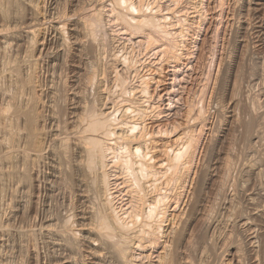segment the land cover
Returning <instances> with one entry per match:
<instances>
[{"label":"rangeland","instance_id":"obj_1","mask_svg":"<svg viewBox=\"0 0 264 264\" xmlns=\"http://www.w3.org/2000/svg\"><path fill=\"white\" fill-rule=\"evenodd\" d=\"M0 264H264V0H0Z\"/></svg>","mask_w":264,"mask_h":264},{"label":"bare ground","instance_id":"obj_2","mask_svg":"<svg viewBox=\"0 0 264 264\" xmlns=\"http://www.w3.org/2000/svg\"><path fill=\"white\" fill-rule=\"evenodd\" d=\"M129 18H130V17H129ZM131 18H132V17H131ZM58 32H59V31H58ZM61 37H62V36H61ZM152 41H153V40H152ZM64 42H65V41H64ZM148 44H149V43H148ZM159 51H160V50H159ZM172 54H173V53H172ZM173 55H174V54H173ZM176 56H177V55H176ZM128 109H129V108H128ZM132 109H133V108H132ZM128 111H129V110H128ZM101 118H102V117H101ZM83 123H84V122H83ZM92 123H93V122H92ZM92 123H91V124H92ZM98 123H99V122H98ZM81 124H82V123H81ZM91 124H90V125H91ZM141 124H142V123H141ZM93 125H94V124H93ZM99 125H100V124H98V126H99ZM94 126H95V125H94ZM98 126H97V121H96V126H95V127L99 128V127H101L102 125L99 126V127H98ZM116 126H117V125H116ZM144 126H145V125H144ZM85 127H86V126H85ZM87 127H88V126H87ZM89 127H90V126H89ZM89 127H88V128H89ZM93 128H94V127H93ZM93 128L91 127V129H93ZM103 128H104V126H103ZM106 128H107V127H106ZM143 128H144V127H143ZM143 128H142V130H143ZM81 129H82V128H81ZM91 129L88 130V132H89V131H93V130H91ZM84 131H85V130H84ZM94 131H95V129H94ZM101 131H104V132H102V133L104 134V137L102 136V138H104V139H101V138L99 139L98 137L96 138V135H97V134H90V137L88 138V139H89V142H92V141H93V143L97 144V147H99L98 145L101 144V147H100L99 149H96V150H89V149H88V146H87L86 149H87L88 151H91V152H92V155H94L95 158L98 157V156L96 157V155H95L96 152L100 153V154H99L100 162H98L99 160H98L97 162L100 164V166H101L100 168H101V170H102L103 167H105V168L107 167V166H105V165H106V164H105V159H106V157H107V155L105 156L106 150H107V149H108V150H109V149H112L111 146H110L111 144H110L109 142L113 143V142L115 141V139H113L114 141H109V140H111L113 137H112L111 139H109V138H110V137H109L110 133L108 132V130L106 129V131H105V130L102 129ZM109 131H110V130H109ZM130 131H131V130H130ZM98 132H100V131L98 130ZM134 132H136V131H134ZM142 132H143V131H142ZM142 132H141V133H142ZM89 133H90V132H89ZM89 133H87V130H86L85 135H86V134H89ZM95 133H96V132H95ZM111 133H112V132H111ZM130 133H131V132H130ZM141 133H140L139 135L136 136V138H138V140H139V137H140V138L145 137V135H143V134H141ZM103 134H101V135H103ZM132 134H133V133H132ZM99 135H100V134H99ZM101 135H100V136H101ZM120 135H122V134H120ZM120 135H118V136L120 137ZM126 135H127V134H126ZM129 135H130V134H129ZM91 136H94V137H91ZM110 136H111V135H110ZM134 136H135V135H134ZM130 137H131V136H130ZM79 138H80V137H79ZM85 138H86V137H85ZM133 138H135V137H133ZM119 139H120V138H119ZM125 139H126V138H125ZM144 139H145V138H144ZM85 140H87V139H85ZM90 140H91V141H90ZM116 140H117V138H116ZM138 140H136V141H138ZM82 141H83V140H82ZM120 141H121V140H120ZM143 141H144V140H142L141 142H143ZM79 142H80V141H79ZM116 142H119V141H116ZM138 142H139V141H138ZM144 142H145V141H144ZM83 143H84V142H83ZM83 143H81V144H83ZM85 143H86V142H85ZM62 144H63V143H62ZM79 144H80V143H79ZM109 144H110V145H109ZM118 144H119V143H118ZM121 144H122V142H121ZM75 145H76V142H75ZM108 145H109L110 147H109ZM142 145H143V144H142ZM85 146H86V145H85ZM91 146H92V145H91ZM91 146H90V147H91ZM107 146H108V147H107ZM120 146H121V145H120ZM136 146H137V145H136ZM92 147H93V146H92ZM92 147H91V148H92ZM94 147H95V146H94ZM115 148H116V147H115ZM115 148H114V149H115ZM124 148H125V147H124ZM124 148H123V149H124ZM137 148H138V150H139V149H142L143 147H142V148H139V146H138ZM137 148H135V149H137ZM79 149H80V148H79ZM81 149H82L83 152L86 150V149L84 148V146H82ZM81 149H80V150H81ZM114 149H112L113 152H114ZM133 149H134V148H133ZM143 149H144V148H143ZM145 149H147V147H146ZM167 149H168V148H167ZM80 150H78V151H80ZM112 150H109V152L112 151ZM120 150H121V149H120ZM149 150H150V149H149ZM149 150H148V152H149ZM88 151H87V152H88ZM145 151H146V150H145ZM183 151H184V150H183ZM107 152H108V151H107ZM109 152H108V153H109ZM119 152H120V151H119ZM119 152H118V153H119ZM123 152H124V151H123ZM127 152H128V151H127ZM138 152H139V151H138ZM164 152H165V151H164ZM85 153H86V151H85ZM121 153H122V152H121ZM129 153H130V152H129ZM169 153H170V150H169ZM176 153H177V152H176ZM179 153H180V152H179ZM83 154H84V153H83ZM116 154H117V153H116ZM126 154H127V153H125V155H126ZM141 154H142V151H141ZM164 154H166V155L168 156V152H166V153H164ZM111 155H112V153H111ZM118 155H119V154H118ZM120 155H121V154H120ZM123 155H124V154H123ZM136 155H137V154H136ZM166 155H164V156H166ZM178 155H179V154H178ZM178 155H177V156H178ZM138 156H140V155H138ZM147 156H148V155H147ZM147 156H146V158H147ZM162 156H163V155H162ZM85 157H86V156H85ZM89 157H90V156H89ZM94 157H92V159H93ZM117 157H118V156H117ZM122 157H123V156H122ZM125 157H126V156H125ZM144 157H145V156H144ZM144 157H143V158H144ZM168 157H169V156H168ZM138 158H139V157H138ZM138 158H137V159H138ZM141 158H142V156H141ZM166 158H167V157H166ZM166 158H165V159H166ZM108 159H109V158H108ZM114 159H116V158H114ZM118 159H119V158H118ZM122 159H123V158H122ZM126 159H127V161L129 160L128 158H126ZM133 159H134V158H133ZM151 159H152V158H151ZM162 159H163V158H162ZM169 159H171V158L169 157ZM175 159H176V158H175ZM89 160H90V159H89ZM95 160H97V159H95ZM120 160H121V159H120ZM123 160H124V159H123ZM123 160H122V162H121L122 164L125 162V161L123 162ZM166 160H167V159H166ZM113 161L115 162V160H113ZM127 161H126L123 165L129 166V164H128ZM146 161H148V160H146ZM167 161H169V160H167ZM171 161H172V159H171ZM173 161H174V160H173ZM179 161H180V160H179ZM95 162H96V161H95ZM97 162H96V164H97ZM118 162H120V161H117V163H114V164H116V165L119 167V163H118ZM135 162H136V161H135ZM138 162H140V159H139ZM159 162H161V161H159ZM159 162H158V163H159ZM174 162H175V161H174ZM106 163H107V162H106ZM110 163H111V162H110ZM110 163H107V164H110ZM129 163H130V162H129ZM176 163H177V162H176ZM76 164H77V163H76ZM79 164H80V163H79ZM82 164L84 165V163L81 162V165H79L80 168H82V167H81ZM96 164H95V165H96ZM112 164H113V163H112ZM112 164H111V165H112ZM122 164H121V165H122ZM165 164H166V163H165ZM174 164H175V163H174ZM95 165H94V166H95ZM116 165H115V167L117 168ZM137 165L140 166L139 163H138ZM152 165H153V164H152ZM152 165H151V166H152ZM166 165H167V164H166ZM177 165H178V164H177ZM92 166H93V165H92ZM126 166H124V167H126ZM132 166H133V165H132ZM132 166H130V167H128V168L131 169ZM138 166H137V167H138ZM154 166H155V167H158V169H159V166H162V168L164 167V166H163V162H161V163H159V164H157V165H154ZM76 167H77V166H76ZM87 167L90 169L91 166H90V167L87 166ZM87 167H86V168H87ZM98 167H99V166H98ZM113 167H114V166H113ZM141 167H143V169L146 167L145 170H149V169H147V164H145V163H144L143 165H141ZM152 167H153V166H152ZM83 168H85V166H84ZM83 168H82V169H83ZM91 168H92V167H91ZM95 168H97V166H95ZM95 168H94V169H95ZM105 168L101 171V172H102V174H101V179H102V182L104 183V185L106 186V185L109 183V182H108L109 179H108V174H107ZM119 168H122V166L119 167ZM128 168L126 167L127 170H128ZM148 168H149V166H148ZM165 168H166V167H165ZM168 168H169V167H168ZM170 168L172 169V167H170ZM170 168H169V169H170ZM138 169H139V168H138ZM153 169H154V168H153ZM77 170H80V169H77ZM85 170H86V169H85ZM98 170H99V169H98ZM104 170H105V171H104ZM122 170H123V169H122ZM124 170H125V169H124ZM127 170L125 171L126 174H129L130 172L133 173V172H132V169H131L130 172H129V170H128V173H127ZM150 170H151V171H150ZM150 170L148 171L150 175H152V174L155 173L154 170H152V169H150ZM160 170H162V169H160ZM176 170H177V169H176ZM82 171H83V170H82ZM86 171L89 172V170H86ZM91 171H93V170H91ZM95 171H96V169H95ZM152 171H153L154 173L151 174L150 172H152ZM155 171L159 172L158 170H155ZM166 171H167V170H166ZM172 171H173V170H172ZM120 172L122 173L123 171H120ZM89 173H90V172H89ZM134 173H135V172H134ZM138 173H139V172H138ZM166 173H167V172H166ZM123 174H124V173H122V175H123ZM146 174H148V173H146ZM146 174H145V175H146ZM149 174H148V175H149ZM155 174H156V173H155ZM160 174H161V173H160ZM99 175H100V174H99ZM118 175H119V174H118ZM124 175H125V174H124ZM129 175L132 177L130 180H132L133 177L135 176L134 174H132V175L129 174ZM140 175H141V174H140ZM148 175H147V176H148ZM166 175H167V174H166ZM86 176H87V175H86ZM125 176H128V175H125ZM130 176H129V177H130ZM147 176H145V177L147 178ZM153 176H155V175H153ZM153 176H150V177H152V181H151V183L153 182V180H155V179L157 178L156 176H158V178H160L159 175H156V176L154 177L155 179H153ZM164 176H165V175H164ZM99 177H100V176H99ZM121 177H122V176H121ZM137 177H138V176H137ZM150 177H148V178H150ZM161 177H162V176H161ZM167 177H168V176H167ZM109 178H110V177H109ZM117 178H118V177H117ZM124 178H125V177H124ZM124 178H123V179H124ZM134 178H135L136 182H138V180L136 179V177H134ZM139 178H140V176H139ZM141 178H144V176L141 177ZM158 178H157L156 180H158ZM165 178H166V177H165ZM168 178H169V177H168ZM128 180H129V178L126 179V181H127L126 183H127V185L129 184V186H130V182H129L130 180H129V181H128ZM133 180H134V179H133ZM159 180H160V179H159ZM140 181H141V180H140ZM174 181H175V180H174ZM91 182H92V181H91ZM122 182L124 183L123 180H122ZM128 182H129V183H128ZM157 182H158V181H157ZM157 182L154 181V182L152 183L153 186H150L151 184H150L149 186H148V185H147V186H148V187H153V188L155 187L154 189H157V187H158V190H159V186L156 185ZM167 182H168V181H167ZM126 183H125V184H126ZM140 183H141V182H139V183H137V184H140ZM147 183H148V182H147ZM160 183H161V182H160ZM160 183H159V184H160ZM125 184H124V186H125ZM148 184H149V183H148ZM159 184H158V185H159ZM165 184H167V183L165 182ZM170 184H171V183H170ZM120 185H121V184H120ZM127 185H126V186H127ZM160 185H161V184H160ZM122 186H123V185H122ZM141 186H142V185H141ZM131 187H132V186H131ZM109 188H110V187H109ZM109 188H108V189H109ZM137 188H138V186H137ZM103 189H104V188H103ZM106 189H107V188H106ZM128 189H129V188H128ZM130 189H133V188H130ZM130 189H129V190H130ZM139 189L142 190L143 187H142V188L139 187ZM154 189H153V190H154ZM103 191H104V190H103ZM105 191H106V190H105ZM108 191H109V190H108ZM130 191H132V190H130ZM130 191H129V192H130ZM134 191H135V190H133V192H134ZM139 191H140V190H138L137 192H139ZM154 191H156V190H154ZM133 192H131L130 195H132ZM137 192H136V194H137ZM141 192H142V191H141ZM141 192H140V193H141ZM156 192H157V191H156ZM156 192H155V193H156ZM146 193H147V192H146ZM157 193H158V192H157ZM97 194H98V193H97ZM105 194H106V193H105ZM108 194H109V193H108ZM141 194L143 195V193H141ZM147 194H148V193H147ZM142 195H141V196H142ZM144 195H145V194H144ZM157 195H158V194H157ZM105 196H106V195H105ZM109 196H110V195H109ZM132 196H134V195H132ZM132 196H130V198H131V202H132L133 199H134ZM146 196H147V195H146ZM106 197H107V196H106ZM110 197H111V196H110ZM135 197H136V196H135ZM137 197L139 198V200L137 201L138 198L135 199V200L137 201V203H136V204H137L136 207L134 206L135 203H134V205H132V206H134V208H133V207H131V208L129 207V208H130V209H129L130 211H131V209L133 208V210L131 211L132 213H130V212H129V213L126 212L127 215H126V213H125V216H124L125 219H124V220H123L124 217H122V218H121L120 216L117 217V220H118V221H117V223H118L117 226H120V228L122 227V224L125 226L126 223H128V221H129V218H128V221H126V220H127L126 217H129L130 215H131V217H132L131 221H133L134 218H136V217H138V216H141V219H139L140 217L138 218L139 221H138V219H137V220L134 219V220H136L137 222L134 221V222H136V224H135V226H134V225H133V226H134L135 228H136V227H139L138 229L143 233V232L145 231V229L147 228V226L150 225L149 223H151V222L149 221L148 218H150V216H151V214H149V213H153V212H154V210H153L154 207H151V208H150V205H151V203H150V205H148V210H149V211L147 210V212H148L147 215H145V214H146L145 211H142V210H141V211H142L141 213H140V212L138 213L137 210H138L139 206L141 207V205L144 204V203H143L144 201L141 203V200L143 199V196H142V198H141L139 195H137ZM132 198H133V199H132ZM160 198H161V197H160ZM113 199H114V198H113ZM110 200H111V199H110ZM143 200H144V199H143ZM153 200H154V199H153ZM161 200H162V198H161ZM157 201H158V200H157ZM93 202H94V201H93ZM145 202H146V201H145ZM108 203H109V202H107V204H108ZM124 203H125V202H124ZM132 203H133V202H132ZM161 203H162V202H161ZM127 204L130 205V204H131L130 201H129V203H127ZM138 204H140V205H138ZM109 205H111V204H109ZM128 205H127V206H128ZM156 205H157V204H156ZM156 205H155V207H156ZM127 206H126V207H127ZM158 207H159V205H158ZM109 208H112V207H109ZM109 208H108V209H109ZM124 208H125V207H124ZM141 208H142V207H141ZM160 208H161V207H160ZM105 209H106V208H105ZM139 209H140V208H139ZM146 209H147V208H146ZM115 210H116V209H115ZM123 210H124V209H123ZM161 210H162V209H161ZM126 211H128V209H127ZM117 212H118V211H117ZM143 212H144V213H143ZM110 213H111V212H110ZM139 214H140V215H139ZM128 215H129V216H128ZM144 215H145L146 218L144 217ZM148 215H149V216H148ZM95 216H96V215H95ZM101 216H102V215H101ZM101 216H100V217H101ZM116 216H117V215H116ZM116 216H115V217H116ZM134 216H135V217H134ZM152 216H153V215H152ZM152 216H151V217H152ZM158 216H159V215H158ZM102 217H103V216H102ZM131 217H130V218H131ZM143 217H144L146 220H143V219H144ZM147 217H148V218H147ZM97 218H98V217H97ZM111 218H112V217H111ZM100 219H102V218H100ZM103 219H104V218H103ZM152 219H153V218H152ZM104 220H105V219H104ZM108 220H109V219H108ZM141 220H143V221H141ZM150 220H151V218H150ZM105 221H106V220H105ZM111 221H113V220L111 219ZM114 221H116L115 218H114ZM124 221H126V223H124ZM134 222H132V223H134ZM160 222H161V221H160ZM111 224H112V222H111ZM128 224H130V223H128ZM114 225H116V224H114ZM158 225H159V224H158ZM104 226H105V225H104ZM126 226L128 227V225H126ZM150 226L152 227V225H150ZM109 227H110V226H109ZM129 227H130V226H129ZM105 228H106V227H105ZM105 228H104V229H105ZM107 228H108V227H107ZM116 228H117V227H116ZM122 229H123V228H122ZM125 229L128 230L129 228H125ZM133 229H134V228H133ZM133 229H132V230H133ZM147 229H148V228H147ZM129 230H130V229H129ZM159 230H160V229H159ZM105 231H106V230H105ZM140 231H139V232H140ZM106 232H107V231H106ZM25 233H26V232H25ZM72 233H73V232H72ZM142 233H141V234H142ZM145 233L147 234V231H145ZM123 234H124V233H123ZM137 234H138V231H137ZM151 234H152V233H151ZM143 235H144V234H143ZM138 236H139V235H138ZM146 236H147V235H146ZM68 237H69V236H68ZM72 237H73V236H72ZM143 238H144V237H143ZM60 241H61V240H60ZM70 241H71V240H70ZM70 243H72V241H71ZM72 244H73V243H72Z\"/></svg>","mask_w":264,"mask_h":264}]
</instances>
